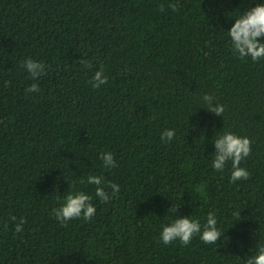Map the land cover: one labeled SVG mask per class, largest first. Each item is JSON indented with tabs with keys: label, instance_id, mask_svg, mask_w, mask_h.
I'll return each mask as SVG.
<instances>
[{
	"label": "trees",
	"instance_id": "obj_1",
	"mask_svg": "<svg viewBox=\"0 0 264 264\" xmlns=\"http://www.w3.org/2000/svg\"><path fill=\"white\" fill-rule=\"evenodd\" d=\"M256 3L0 0V264H246L264 244V59L236 56L227 31ZM28 57L47 68L30 94ZM101 67L108 83L93 88ZM228 131L252 141L247 180L231 182V162L212 167V141ZM108 151L115 168L99 158ZM90 174L120 192L101 203L81 182ZM77 191L96 214L62 225L53 209ZM177 205L202 225L214 211L224 237L163 244Z\"/></svg>",
	"mask_w": 264,
	"mask_h": 264
},
{
	"label": "clouds",
	"instance_id": "obj_2",
	"mask_svg": "<svg viewBox=\"0 0 264 264\" xmlns=\"http://www.w3.org/2000/svg\"><path fill=\"white\" fill-rule=\"evenodd\" d=\"M171 7L175 10V5H171ZM159 9L161 12L166 10L163 4L159 6ZM227 33L231 49L240 59L250 57L253 62L264 59V42H262V38H264V3H256L251 8L243 11L239 17L235 18V23ZM80 63L84 68L92 67L91 62L86 59L81 58ZM20 66L27 71L33 81H36L25 89L26 94L39 92V78L45 75L47 71L45 63L28 57L21 62ZM89 83L92 84L93 88H100L108 83V76L102 67L95 71ZM202 100L207 105L206 109L209 112L223 116L225 107L216 100L213 94H204ZM174 137L175 129H167L161 134V141L169 143ZM212 142L215 146L212 167L216 171L223 172L228 162H231V182L247 180L250 173L240 165L251 154V139L228 131L217 136ZM99 158L103 161V167L109 169L117 167L112 152L101 153ZM81 182L95 185V196L99 198L101 203L110 201L120 192V185L106 180L103 175L90 174L86 181L82 180ZM92 200L93 197L85 191L70 192L65 197L64 203L53 209V214L62 225L74 219L91 220L96 214V207ZM177 208L178 205L173 209L177 214V218L163 226L160 233V240L163 244L168 245L179 240L182 245L187 246L191 243L193 237L197 235L205 244H216L224 237L225 232L218 227V218L214 211L208 212L206 222L202 225L199 219H193L190 215H179ZM233 215L239 217L241 213L237 211ZM11 219L16 221L17 218L12 216ZM25 223L27 221L23 217L20 218L16 223L15 231L20 233ZM246 264H264V244H256L255 251L248 256Z\"/></svg>",
	"mask_w": 264,
	"mask_h": 264
}]
</instances>
